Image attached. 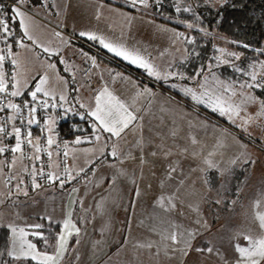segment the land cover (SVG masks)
Here are the masks:
<instances>
[{"label":"rangeland","instance_id":"obj_1","mask_svg":"<svg viewBox=\"0 0 264 264\" xmlns=\"http://www.w3.org/2000/svg\"><path fill=\"white\" fill-rule=\"evenodd\" d=\"M113 1L114 4L123 5L127 9H123L120 13L112 12L109 8H103L99 0H25L23 4H18V0H0V14H4L5 17L14 16L12 9L16 6L25 12L26 17L30 18L27 21L29 34L33 36V40H29L22 27L21 36L17 35V41L14 42L12 35L7 36L0 29V55L6 56L5 61L9 60L7 63L4 61L2 69L6 74L5 78L9 81V95L11 91L16 90L12 83L13 76L21 81V93L31 88L30 94L42 78L40 76L47 74L49 79L44 87L52 95L44 96L43 93H38L36 101L30 98L25 103L27 105L25 112H29L31 107H36L42 101L54 102L56 109L62 110L60 114L55 113L56 110L50 114L44 129L45 145L52 153L51 157L48 156L49 161L44 159V156L41 158L42 151L39 153L34 149L29 155L27 154L28 156L26 155L29 157L27 160L19 152L10 160L3 158L0 153V227H5L9 235L7 246L1 251V262L29 264L25 259L16 260L7 254L12 248L13 240L9 225L16 227L17 231L23 228L27 233L26 239L34 243L39 250L36 240L43 237L42 229L51 225L59 226V236L65 231L63 222L68 219V213L71 212V220L80 232L79 235L73 233L68 239V251L63 254L60 264H236L239 253L235 245L248 247L246 236L258 238L264 235V229L259 227V221L256 219L257 212H264V145H260L254 139L259 136L264 142V109L260 106V102L264 101L262 99L264 87L254 89L241 87L246 82L264 83L262 79L264 68L259 65H255L254 68L250 66L246 71L247 75L245 74L243 81L238 84L223 80L218 76L221 73L219 68L234 63L240 64V59L245 55L233 47L237 43L232 38L208 31L206 37L214 46L208 49L204 61L207 66L204 70L201 67L202 74L199 67L190 73L185 70L183 63H190L196 55L201 56V52L196 48L192 52L184 48L183 40L177 35L180 28L171 25L167 14L158 10L159 6L156 7L157 3L163 0L159 2L148 0L147 6L141 4L139 0L135 6L132 0ZM176 1L182 8L192 9L204 0ZM207 2L223 5L228 0H207ZM82 13L83 17L80 16ZM8 24L12 26L14 23L8 22ZM188 25L182 32L185 37L194 31L193 27ZM93 26H105L108 29V35L103 37L106 41L122 45L142 56L160 73V78H157L149 75L144 68L133 64L135 70L130 76L134 77V82L136 79L140 85L151 83L139 74L142 72L149 76L153 85L165 86L168 91L179 94L187 109L194 112L193 120L196 119L197 125H193L192 128L189 124V127L184 126L183 130H180L182 133L177 132V137L173 136V130L170 131L171 136H166L164 132L162 147L156 146L155 152L151 156L150 154L146 156L147 161L144 164H141L139 156H133L134 160L131 159L130 165L119 163L125 153L124 148L132 140L133 150L135 152L140 150L141 141L137 143L134 130L123 132L120 137L93 131L90 138L88 135L79 137L81 142H92L83 147L60 140L54 131L56 123L66 119L68 115L84 116L94 108L93 93L86 89V84L90 86L93 84L91 81L82 83L79 76L80 82L72 81L71 84L83 85L86 91H79L74 96H70L67 76L59 77L55 72L57 66L49 67L54 57L43 50L45 48L52 50L58 44L65 42L63 35L60 34L62 32L65 34L69 31L79 35L80 31L77 29L86 32L90 27L88 28L90 32ZM99 33L95 34L100 36ZM77 35L73 36L77 37ZM21 40L26 47H20ZM52 42L56 45L51 44ZM42 45L45 46L44 49ZM9 51L12 55H8ZM229 53H236L240 58L236 59ZM101 55L106 56L104 53ZM117 57L124 60L123 57ZM13 59L18 60V65L12 64ZM65 59L71 58L63 57L62 64ZM124 61L132 65L129 61ZM8 63L12 64L11 68L8 67ZM115 64L117 67L112 65L106 71L105 86L110 88H115L126 76L123 72H119L120 68L124 67L123 63L117 61ZM74 67L76 69L64 67L70 77L76 74L75 70L79 71L78 66ZM253 71L257 73V81H252L248 75ZM205 77L208 78V85L212 89L221 87L216 83L217 80L223 82V86H231L232 91L224 92V99L233 105H239L238 115L233 114L232 119H229L228 115L213 111L207 102L199 103L191 94L184 91L185 88H193L197 95H200L204 91L200 85L205 83ZM102 89L100 87L99 91ZM233 91L235 95H232ZM8 92L4 95L9 98ZM119 94L120 100H126L123 97L125 91ZM61 95L65 97L64 100L60 99ZM249 97L254 99L250 100ZM147 98H141V102H136L134 99L135 109L138 110L148 102ZM201 106L218 114L222 120L237 127L243 133L205 112L200 108ZM6 110L12 118V121L8 118L9 122H14L21 115V111L14 113L11 109ZM0 126L6 129L8 127L4 119H0ZM49 127L51 132L48 130ZM134 128L136 129L135 126ZM97 134L101 136L100 141L95 140ZM157 134H149V136L154 138ZM49 135H52L55 141L51 146L47 144ZM192 136L194 143L186 141L185 138ZM242 139H247L251 144H247ZM32 143L34 144V141ZM4 144V135L0 133V147ZM113 150L117 153L116 156L111 154ZM65 152L67 156L64 155ZM99 159L100 163L94 165ZM38 161L41 166H38ZM249 161L252 163L251 172L246 170L236 198L227 204L225 194L232 190L234 174L237 176ZM177 163L185 166L183 176L181 170L171 171L172 176L165 175L163 171L177 167ZM92 165L95 173L94 176L86 178L88 180L86 184L75 183L70 189L63 187L65 191L61 193L56 189L61 186L51 184L53 181L48 179L49 173H55L59 177L57 181L63 180L65 185L70 181L78 180ZM211 167L219 173L222 182L219 188L214 190L206 177ZM41 171L46 172L48 180L45 179L47 185L37 191L34 183L38 184L37 178ZM104 171L107 173L106 177L103 175L100 177L101 172ZM175 174L179 176L176 177ZM161 176L163 193L156 194V184ZM29 181L32 182L30 187ZM103 183L110 185L109 188L114 191H108ZM119 183L122 185L119 186ZM161 195L172 196L170 203L175 207H169L167 200L165 207H160L158 200ZM257 201L260 202L259 207ZM221 209L224 212L219 215ZM215 214L219 217L217 225L212 220ZM37 224L41 227H33ZM32 233L41 235H32ZM173 234L177 237L176 241L169 238ZM57 243L58 240L49 254L56 251ZM209 248L212 249L211 252L207 251ZM17 249H19V240H17ZM34 262L37 264V261Z\"/></svg>","mask_w":264,"mask_h":264},{"label":"trees","instance_id":"obj_2","mask_svg":"<svg viewBox=\"0 0 264 264\" xmlns=\"http://www.w3.org/2000/svg\"><path fill=\"white\" fill-rule=\"evenodd\" d=\"M157 4L158 5H156V7L159 6L158 10L164 12V14H167L169 18L168 22L173 26L179 27V31L181 33L183 32V30H185L187 24L192 25L193 27L194 31L191 32L188 37H185V35L182 36V40L184 41L187 50L192 52V50L196 48L197 51L201 52V56H199V54L196 55L190 63H183L185 65V70L189 71L190 73L196 71L198 67L200 68V70L201 67L204 70L207 66L205 65L204 61L208 54V49L211 46H214L213 42L206 37L208 31H210L211 33L223 34L232 38V40L237 43V45L234 44L233 47L236 48L240 53L245 55L244 58L240 59V64L234 63L231 65H224L219 68L221 73H219L218 76H220V78H222L223 80L229 82L232 81L235 84L241 83L244 79L246 71L250 69V66H261L262 64H264V0H228V2L223 5H213L208 3L207 0H204L197 7L190 9V11H185V8L179 6V3L176 0H163L162 2ZM177 7L180 8V11H176ZM10 23H14L12 24V26L14 27L16 34H20L21 31L19 26H15L16 22L10 20ZM15 36L17 37V35ZM82 41L86 42L84 40ZM244 45H248V47H244ZM237 69H240V71H237ZM133 70L135 69L133 68ZM201 72L202 70L200 71V74H202ZM139 74H141L148 80H151L148 75L143 74L142 72H140ZM254 88L255 87H252V89ZM74 95L75 92L73 91L70 96ZM8 96L9 98L7 97V99H5L3 102L0 101V105H7L9 101L14 102L15 104L20 103L19 101H17L18 99L14 101V99L9 95V92ZM30 98L31 97L29 96V93H25L21 99H23L24 103H26ZM262 99L264 100V97H262ZM49 103L55 105L54 102ZM53 105L51 107L48 106L41 112H36L34 114L35 118L39 120V123L31 124V139L32 142L34 141V144L32 143L33 145L28 144L26 146L22 143V157L24 159L27 160L29 158L26 157V155H29V152H31L32 149L36 150L35 145H37V147L41 149L40 152L42 151L41 158L44 156V159H48L47 161L50 160L48 158L49 151L46 148V140H44L43 133L47 123V118L50 116V114L53 113L54 110L57 111L55 113L60 114L62 112L61 109H56V106ZM200 108L205 112L211 114L213 117L220 119L223 123L233 128L234 130L243 133L237 127H234L233 125L222 120L218 114L210 112L205 107L201 106ZM7 112L8 110H5L1 112L0 115V119H4V123L8 126L6 130L9 133V135H5L3 133L5 139V144L3 147L5 148V151L2 153V157L10 160L17 153L11 151V149L14 148L16 144L15 134L12 130L15 127L20 128V119L17 117L14 122L6 121V118H11L10 113L7 114ZM10 120L12 121V118ZM94 124L97 123L89 114H85L84 116L79 114H70L66 119L58 121L56 123L54 131L58 135L60 140L68 141L71 145L82 147L91 144L92 142L83 141L81 143H76V140L79 137H84V135H88L90 138L94 131ZM257 133L260 134L263 132ZM254 139L260 145H264L263 139H261L259 136L254 137ZM242 141L246 142L247 144H251L247 139H242ZM100 161V159L97 160L94 165L99 164ZM41 165L42 164L38 161V166ZM94 165L90 166L87 172L82 174L78 180L70 181L63 187H67L70 189L75 185V183L82 184L86 182V178L90 177L91 173L95 170ZM245 166L246 167L242 171H240L237 176H235V174L233 176V182L231 184L232 190L230 189L225 194V200L227 201V204H229L232 199L236 198L238 194L237 190L241 186V183L245 177L246 170H249V173L252 170L251 161L247 162ZM206 177L208 178L209 184L213 188V190L218 189L222 184V182L220 181L219 173L215 170H209ZM37 179L38 184L41 185L39 188H37V191H39L42 187H45L47 185L45 183V179L48 180L46 172L41 171L40 176ZM31 183L32 182L29 181V187L31 186ZM51 184L59 187L60 181L56 180ZM63 187L56 189L60 192H63L65 191ZM221 211L222 212H220L219 215L224 212L223 209H221ZM218 218L219 217H217L215 214V218L212 219L213 223H215L216 225L219 222ZM58 229L59 226L52 225L42 229L43 237L36 240L40 251H46L48 253L52 252L53 246L57 242L59 232ZM6 230L7 229L5 227H0V264H3L1 262V251H4V249L6 248L9 239V235ZM26 261L29 264H36L31 259H28Z\"/></svg>","mask_w":264,"mask_h":264},{"label":"snow or ice","instance_id":"obj_3","mask_svg":"<svg viewBox=\"0 0 264 264\" xmlns=\"http://www.w3.org/2000/svg\"><path fill=\"white\" fill-rule=\"evenodd\" d=\"M25 0H18V4H23ZM137 0H132L133 6H135ZM141 4H144L147 6L148 0H139ZM159 2V0H157ZM185 11H190V9H184ZM13 13L15 14L12 17H9L8 19H19L20 25L24 29V34L27 36L29 40H33V36L29 34V24L28 20L29 17H26L25 12L21 11L20 7L16 6L12 9ZM176 11H180V8L177 7ZM188 27H192V25H188ZM0 29H2L3 33L7 36L13 35L12 31L9 28L8 20L0 19ZM56 35H59V33H56ZM81 36H86L89 40L98 41L104 48H106L109 52L115 53L116 56L123 57L124 60L129 61L132 64H136L139 67L144 68L149 75L155 76L157 78H160L159 71L156 70L155 66L148 63L142 56H139L138 54H135L131 51H129L127 48H125L122 45H117L112 42H108L103 38L102 36H97L95 33L91 32H80ZM178 36H183V33H178ZM19 45L21 48L26 47V45L23 43V40L19 41ZM244 47H248V45H244ZM45 52H49L50 50L48 48L44 49ZM223 51V50H221ZM8 55H12L11 51H9ZM229 55L235 56L236 59H239V55L236 53H229ZM6 60L5 55H0V93H6L8 92L9 88V81L5 78V73L3 72V64ZM12 64L18 65V60L13 59ZM63 62V61H62ZM227 63V61H225ZM50 68H54L55 65H49ZM254 68L255 65H252ZM262 68H264V64L261 65ZM237 71H240V69H237ZM169 75H174L173 73H169ZM250 75L252 81H257V73L255 71L248 73ZM183 78V77H181ZM48 76L47 74H44L43 77L39 80V82L35 85V90L31 91L30 95L33 101H36L38 98V93H43L44 96H50L52 93L47 91L44 87L48 83ZM215 79V77H213ZM264 79V77H262ZM205 83L201 84L200 87L204 89V91L197 95L196 90L193 88H185L184 91L188 94H191L192 98L196 100L199 103H208L209 107H212L213 111H219L221 115H228L229 119H232L233 114L238 115L240 108L239 105H233L226 101L224 99V92L225 91H232L231 86H223V82L216 81L218 85L221 87H217L215 89H212L211 86L208 85V78H204ZM12 83L13 86L16 88L15 91H11V96H19L21 95L20 87H21V81L18 80L15 76L12 77ZM241 87H247V88H262L264 87V83L257 82L255 84L245 83L241 85ZM145 91H148L147 89ZM232 95H235V92H232ZM53 99H55L54 96H52ZM61 100H64L65 97L63 95L60 96ZM248 99H254L253 97H249ZM94 103L95 106L93 109L90 110L89 114L95 118V120L98 122V124L93 125V129L96 133L99 132H106L111 134V136L114 137H120L121 133L125 131V129L129 128V126L137 119V117L133 114L132 111L129 110V107L120 100L119 97L114 95L107 87H104L102 90L98 92V94L94 97ZM42 107H48V102L43 101L41 104ZM55 106V105H53ZM260 106L262 109H264V101L260 102ZM81 107H84V105H81ZM6 109H11L14 113H19L21 111V106L19 104H15L12 102H9L7 105H0V112L5 111ZM37 109L36 107H31L29 109V119L27 120V123L29 125L36 123H39V120L35 118L34 114L36 113ZM49 123L51 124L52 121L50 119ZM49 132H51V127H49ZM13 133L15 134L16 138V144L15 147L11 149L13 152H19L22 153V143L21 140V128L15 127L13 128ZM0 133H4L5 135H9L6 128L3 126H0ZM27 143L32 144L31 139V132L27 133L26 137ZM95 140L100 141L101 136L95 135ZM54 139L52 135H49L47 137V144L51 146L54 144ZM76 143H81V140L78 138L76 140ZM40 148L36 147V151L40 152ZM5 151L4 147H0V153H3ZM113 156H116L117 153L115 150L111 153ZM49 157H51L52 153H48ZM65 156H67V152L64 153ZM38 158V157H37ZM210 163V162H209ZM174 171V169H173ZM48 179L55 182L59 179V177L55 173H49ZM64 181H60V186L63 187ZM35 187H40L39 184L34 183ZM138 194V193H137ZM172 196H164L161 195L159 197L158 203L160 207H165V201L167 200L169 202V207H175L174 204H171ZM260 202L257 201V207H259ZM256 219L259 221V227L261 229H264V212H257L256 213ZM10 228V231L12 233V248L10 251H8V255L13 257L16 260L21 259H31L34 261H37V264H60V260L63 259V254L68 251L67 249V243L68 239L75 233L76 235H79L80 229L76 227V225L71 220V212L68 213V219L64 220L63 227L65 231L61 233L57 240V249L52 254H49L48 252L44 251L41 252L37 249V246L32 243L31 241H28L26 239L27 233L23 228L19 229L17 231L16 227H13L11 225L8 226ZM35 228H40L41 225L37 224L34 225ZM32 235H41L40 233H32ZM171 240L176 241L177 237L176 235H171L169 237ZM245 239L249 242L248 247H243L240 244L235 245L236 251L239 253V259L236 260V264H262L264 262V235H261L258 238H254L251 235H248L245 237ZM17 240H19V249H17ZM79 241H77L78 243ZM143 247L144 245H140ZM151 246V245H147ZM197 251H201V249H197ZM208 252H211L212 249H207Z\"/></svg>","mask_w":264,"mask_h":264},{"label":"crops","instance_id":"obj_4","mask_svg":"<svg viewBox=\"0 0 264 264\" xmlns=\"http://www.w3.org/2000/svg\"><path fill=\"white\" fill-rule=\"evenodd\" d=\"M99 2H101L100 4L104 6L103 8H109L112 12L120 13L123 11V9H127L123 5L114 4L113 0H99ZM80 16L83 17V13L80 14ZM0 19L8 20L9 23H10V20L11 21L14 20L16 22L15 26L16 27L19 26L20 31H21L20 34H22V26L20 25L18 19H8V17H5L4 14L2 13L0 14ZM9 28L13 33L11 37L13 38L12 41L14 42L17 41V37L15 35H19V36L21 35L16 34V31L14 30V28L11 29L12 26H9ZM88 28L86 29V32H89ZM77 30L80 32L84 31V30H79V29ZM90 32L91 33L100 32L99 35L102 37H104V35H108V29L105 26H93ZM179 33L181 32L179 31ZM60 34L63 35L65 42L58 44L57 46L52 48V50H50L49 52H45L44 50L43 52L49 53L50 55L54 57L52 58L50 64L55 65V67L57 66L56 67L57 69L55 71L56 74L59 77L67 76L66 80L68 81V84L70 86L69 88L70 95L73 91L75 93L79 91L85 92L87 89L89 92H92L93 97H95L98 94L100 87L102 88L107 87L109 91H111L114 95L121 98L119 92L125 91V94L123 97L126 100H122V101L129 107V110L132 111L133 114L137 117V119L135 120L136 122L134 121L129 126V128L125 129L124 132H131V131L133 132L134 130L135 137L137 138V143L141 141L140 150H137L136 152L133 150V140H132V142L124 148L125 153L123 154V157H121V161L119 162L120 164L123 163L124 165H127V164L130 165L132 161L131 159L134 160L133 156H139L141 159V164H144L147 161L146 156L148 154H150L151 156L155 152L156 146L162 147L164 132H166L165 134L166 136H171L170 131L173 130L174 131L173 136L177 137V132L182 133L180 132V130H183L184 126L189 127V125H191V128H192L193 125H197L196 119L193 120L195 118L194 112L187 109L184 101L180 99L179 94L173 93L170 90L169 92L165 86L160 87L159 85L157 87L153 85L152 80H149L151 82L150 84L148 81L149 85H146V84L140 85L139 82L136 81V79L134 82V77L130 76L131 72H133V64L131 65L125 62L124 60H121L120 58L115 56L112 52H109L106 48H104L98 41L89 40L86 36L83 37L80 34L79 35L73 34L69 31L65 32V34H63V32ZM73 35H77V37ZM179 37L182 40V36H179ZM82 40L86 42H83ZM51 44H54V43L52 42ZM182 44L184 48H186L183 41H182ZM14 48H16V46H14ZM42 48L44 49L45 46L42 45ZM101 53H104V55L106 56H102ZM109 54L113 55L115 59H113L114 57ZM63 57H67L71 59L69 60L65 59L64 64H62L61 59ZM8 61H5V62L7 63ZM117 61L123 63L124 67H121L119 72H123L126 76H124L120 80V83H118L115 86V88H110L108 86H105L106 71L108 68H110V66L111 67L112 65L116 66L115 63H117ZM67 63L68 65H66ZM74 66L76 67L78 66L79 71L75 70L76 74L70 77V74L66 72L64 67H68L67 69H71V68L76 69ZM9 67L11 68L12 64L9 63ZM79 76H81V80L83 81L82 83L91 81L93 85L90 86L89 84H86V89L83 85L81 86H79V84L77 86L72 85L71 84L72 81L80 82ZM40 77H43V76H40ZM138 79H141V78H138ZM145 79L148 80L147 78ZM146 89L148 91H145ZM29 90H31V88ZM29 90L26 91L25 93L28 94ZM117 90L119 92H117ZM25 93L21 94V96L19 95V97L11 96V98H13L14 101L17 99H18L17 101H19ZM143 97H148L147 98L148 102L144 103L138 110H136L135 109L136 102L137 101L141 102L140 99ZM134 99H136V102H133ZM95 122L98 124L96 120ZM134 126L136 127V129L134 128ZM189 132H191V130ZM156 133L158 134L154 138H151L149 136V134H156ZM122 134L123 133H121V135ZM185 139L186 141H189L192 143L195 142L193 136L187 137ZM119 144H118V147H120ZM35 147H37V145H35ZM136 153H139V154H136ZM177 160H179V157L177 158ZM68 165H69V162L66 163L67 167ZM173 169L176 170L177 172L181 170L182 171L181 175L183 176L185 166H182L179 163H177V167L164 170L163 172H165V175L172 176L173 174H171L170 172L173 171ZM211 170H212V167H211ZM94 171L91 173L90 177L94 176V173H95ZM102 175L103 177H106L107 173H105V171L103 173L101 172L100 177H102ZM151 175H153V173ZM175 176L177 177L179 176V174L177 175L175 174ZM164 178H167V177H164ZM86 182L84 183L86 184ZM162 183H163V178L161 176L159 177V181L156 184V192H155L156 194L163 193ZM103 184L106 185V183H103ZM121 185L122 184L119 183V186ZM105 187L108 188V191H111V192L114 191V190H111V188H109L110 185L108 186L106 185ZM135 203L136 202H134V204ZM179 207L180 206H178L177 209H179ZM184 224L185 223H183V225Z\"/></svg>","mask_w":264,"mask_h":264},{"label":"built area","instance_id":"obj_5","mask_svg":"<svg viewBox=\"0 0 264 264\" xmlns=\"http://www.w3.org/2000/svg\"><path fill=\"white\" fill-rule=\"evenodd\" d=\"M5 99H7V96L4 95V93H0V101L3 102ZM42 102H39L36 105V109H37L36 112H41L43 109L47 108V107H42L41 106ZM19 105L21 106V115L18 117L20 119V128H21V132H22L21 140L23 141V144L27 146L28 145L27 140H26L27 133L31 132V125H29L27 123V120L29 119V112H25L26 108H27V105H25L23 99L20 100ZM52 105H53L52 103L48 102V106L51 107ZM7 120H8V118H6V121ZM68 176H69V174H68Z\"/></svg>","mask_w":264,"mask_h":264}]
</instances>
